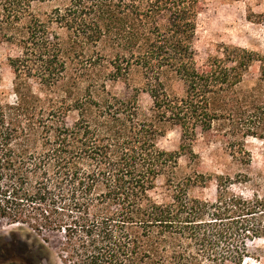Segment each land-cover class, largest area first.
Wrapping results in <instances>:
<instances>
[{"label": "trees", "instance_id": "obj_1", "mask_svg": "<svg viewBox=\"0 0 264 264\" xmlns=\"http://www.w3.org/2000/svg\"><path fill=\"white\" fill-rule=\"evenodd\" d=\"M203 11V0H0V42L21 49L15 101L0 90V222L58 235L62 264L243 263L264 239V195L216 176V199L203 200L191 191L206 178L176 170L200 136L264 130V56L229 45L198 67ZM133 72L143 86L129 91ZM119 82L127 93L109 89ZM167 128L180 130L178 151L158 145Z\"/></svg>", "mask_w": 264, "mask_h": 264}, {"label": "rangeland", "instance_id": "obj_2", "mask_svg": "<svg viewBox=\"0 0 264 264\" xmlns=\"http://www.w3.org/2000/svg\"><path fill=\"white\" fill-rule=\"evenodd\" d=\"M204 11L198 19L195 42L196 62L202 67L210 57L221 56L225 46L233 45L255 51L264 56V0H203ZM52 6L36 5L38 15L48 14ZM21 55L16 44L0 42V90L3 99L13 103L14 72L9 65L10 58ZM260 78L259 66L254 65L242 85L243 90L254 87ZM169 81V80H168ZM175 93H181V86L169 81ZM36 86V85H35ZM143 79L139 72H133L129 91L141 88ZM67 86L57 88L53 95L60 96ZM117 94L127 93L122 82L109 85ZM36 91H39L36 86ZM144 114L152 105L145 93L140 95ZM181 143L179 129L167 128L166 134L158 140V145L166 151H178ZM243 146V147H242ZM179 178L203 175L207 181L204 187H195L191 195L203 200L216 199V176L230 177L235 183L232 191L246 197L254 192L264 195V130L259 136H250L237 142L229 140L223 133L200 136L193 144V152L180 158L176 170ZM165 179L158 181L156 197L163 198ZM48 238L49 243L44 241ZM60 237L44 232L41 235L24 225H10L0 222V264H62L58 254ZM19 241V243H18ZM45 245L48 251L41 248ZM248 255L242 264H264V239L249 241Z\"/></svg>", "mask_w": 264, "mask_h": 264}, {"label": "flooded vegetation", "instance_id": "obj_3", "mask_svg": "<svg viewBox=\"0 0 264 264\" xmlns=\"http://www.w3.org/2000/svg\"><path fill=\"white\" fill-rule=\"evenodd\" d=\"M9 264H12V263H9Z\"/></svg>", "mask_w": 264, "mask_h": 264}]
</instances>
